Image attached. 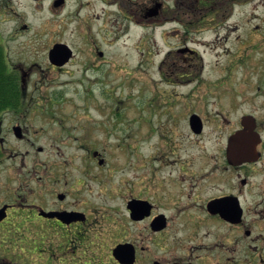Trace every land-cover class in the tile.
<instances>
[{
  "label": "flooded vegetation",
  "instance_id": "obj_1",
  "mask_svg": "<svg viewBox=\"0 0 264 264\" xmlns=\"http://www.w3.org/2000/svg\"><path fill=\"white\" fill-rule=\"evenodd\" d=\"M262 2L0 0V25H7L0 34V264H264V104L228 103L240 111L224 142L205 145L210 118L220 126L229 114L202 113L206 98L176 97L162 108L177 107L169 108L166 121L184 131L170 145L173 129L163 128L167 143L153 158V178L105 194L108 161L96 146H81L86 161L46 160L53 122L70 130L53 116L61 92L43 90L46 72L69 68L89 79L86 91L98 87L101 78L87 74L109 72L111 46L137 30L138 43L153 54L157 28L166 31L164 44L178 41L159 63L166 82L164 72L188 70L200 57L188 44L197 35L241 31L233 38L246 41L262 32L264 20L249 27L258 19L254 5ZM52 51L65 56L56 61H67L56 65ZM236 135L241 145L230 149H243L230 161L229 140Z\"/></svg>",
  "mask_w": 264,
  "mask_h": 264
},
{
  "label": "rangeland",
  "instance_id": "obj_2",
  "mask_svg": "<svg viewBox=\"0 0 264 264\" xmlns=\"http://www.w3.org/2000/svg\"><path fill=\"white\" fill-rule=\"evenodd\" d=\"M253 13L257 14L258 19L249 27L255 30L264 20V0L262 4L254 5ZM261 26L263 31L260 33H264V25ZM6 28V24L0 25L1 35H5ZM164 31L160 28L153 30V47H149L153 54L148 55L146 47L138 43L142 33L137 30H132L129 36L112 45L109 72L87 74L92 79L98 77L102 81L91 90L86 91L82 87L87 85L89 79H81V74L72 71V68L65 74L45 73L47 78L43 90L46 94L55 91L64 94L53 116L70 130L64 133L60 124L53 122L52 130L45 138L46 160L86 161L85 156L89 154L81 146H96L95 150L108 161L102 173L106 172L110 179L103 181L102 192L114 194L118 186L148 183L153 178L156 151H160L167 141L170 145L177 144L178 134L184 131V127L177 130L166 121L169 108L177 110V107L162 108V105L171 103L176 97H202L206 98L201 102L202 113L209 112L210 116L218 112L229 114L228 120L220 121V126L212 117L208 121L201 143L212 145L218 141L224 142L228 126L240 111L229 108L228 103L234 100L242 105L247 101L253 102L254 107L264 104V35L255 33L252 39L246 41L233 38L241 31H227L225 35L226 31L223 30L218 38L208 33L197 35L188 42L190 48L199 50L200 57L192 59L194 66L175 74L164 72L167 77L165 82L159 70L162 53L178 41L167 39L164 44L160 36ZM182 80H189L190 83L182 87L178 85ZM200 81L210 82L211 87L217 89L208 91L198 87ZM190 105H193L191 101ZM197 110L201 112L200 107ZM168 126L173 132L168 134L165 141L162 132ZM69 166L81 167L80 163Z\"/></svg>",
  "mask_w": 264,
  "mask_h": 264
},
{
  "label": "water",
  "instance_id": "obj_3",
  "mask_svg": "<svg viewBox=\"0 0 264 264\" xmlns=\"http://www.w3.org/2000/svg\"><path fill=\"white\" fill-rule=\"evenodd\" d=\"M52 52H54V53L50 55V60L53 63H55L56 65H62L67 61V59H68L67 57H66V60H62L61 62L56 61L57 59H61V57H62V59H64L65 56L64 55L58 56V55H55V51H52ZM190 124H191L193 131L198 133L199 132V130H198L199 129V121L195 117H191ZM240 138H241V136L236 135V136H233L229 140L228 159L230 161L239 159V157L242 153L243 148H240V146H239L240 149H237V150L236 149L235 150L230 149L232 145H241L240 141H239Z\"/></svg>",
  "mask_w": 264,
  "mask_h": 264
}]
</instances>
